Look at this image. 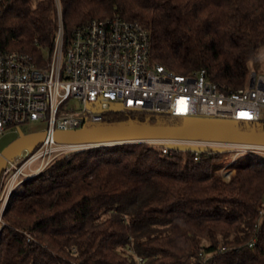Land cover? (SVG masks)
I'll return each mask as SVG.
<instances>
[{"label": "trees", "instance_id": "1", "mask_svg": "<svg viewBox=\"0 0 264 264\" xmlns=\"http://www.w3.org/2000/svg\"><path fill=\"white\" fill-rule=\"evenodd\" d=\"M60 2L65 47L77 26L120 16L149 30L155 63L204 68L222 91L244 87L251 70L264 74V0ZM57 29L55 0H0L2 49L45 65ZM258 124L264 133L263 122L238 127ZM99 125L187 127L183 116L112 108ZM229 155L227 179L217 170ZM248 155L232 161L206 147L196 160L191 148L167 155L133 142L58 157L7 205L0 264H264V155Z\"/></svg>", "mask_w": 264, "mask_h": 264}, {"label": "built area", "instance_id": "2", "mask_svg": "<svg viewBox=\"0 0 264 264\" xmlns=\"http://www.w3.org/2000/svg\"><path fill=\"white\" fill-rule=\"evenodd\" d=\"M55 2L58 29L45 65H38L25 52L0 47V136L28 122H46V129L40 132L45 136L31 154L5 160L0 177V232L7 205L15 193L23 190L24 183L58 157L79 150L148 142L167 155L191 148L196 160L206 147L232 151V161L249 152L264 154V142L240 144L199 136L59 138V133H80L83 131L78 129L86 124H99L102 112L111 108L264 122V74L251 70L244 87L222 91L209 80L204 68L178 73L155 63L149 30L120 16L97 18L77 26L70 45L65 47L62 5L60 0ZM72 99L78 101V107L69 103ZM221 170H217L220 175ZM222 176L228 179L230 173Z\"/></svg>", "mask_w": 264, "mask_h": 264}, {"label": "rangeland", "instance_id": "3", "mask_svg": "<svg viewBox=\"0 0 264 264\" xmlns=\"http://www.w3.org/2000/svg\"><path fill=\"white\" fill-rule=\"evenodd\" d=\"M264 51V49H263ZM262 58L264 59V52ZM72 106H79V103L77 100L72 99L69 102ZM118 109V108H115ZM185 120V126L187 127H195V128H206V129H216V130H224L228 132H234V133H243V134H255L259 133L262 129V124H258V126L254 127L250 131H242L238 127L237 120L230 119V118H210V117H200V116H187L184 117ZM264 123V122H263ZM46 129V122L45 121H32L25 123L23 125H20L14 130H7L0 136V152L3 153L14 141L17 139L24 137L27 134L30 133H40ZM104 128L100 127L99 124H86L81 129H78V131H98L103 130ZM155 135L150 134H136V135H129L128 137L131 138H146L151 137ZM205 139H217L210 136H200ZM114 138V137H113ZM233 143H245L243 141H232ZM256 142H264V141H256ZM40 144L39 140H32L28 142H23L15 147H13L9 153L8 158H24L27 157L29 154H31ZM233 154V152H229ZM249 153H246L244 155L238 156L239 160H245L248 158ZM260 154V153H259ZM264 155V154H261ZM231 160V156L223 157L220 159V163L222 166L220 169H222V175L226 176L227 174H231L233 171H230L228 167L226 166L229 164ZM224 168V169H223Z\"/></svg>", "mask_w": 264, "mask_h": 264}, {"label": "water", "instance_id": "4", "mask_svg": "<svg viewBox=\"0 0 264 264\" xmlns=\"http://www.w3.org/2000/svg\"><path fill=\"white\" fill-rule=\"evenodd\" d=\"M136 134H150L155 136H210L217 139L243 141V142H256L264 141V133L243 134L234 133L224 130L195 128V127H181V128H165V127H128L117 130H98L80 133H59V138L68 139H105V138H119ZM44 133H30L14 141L0 156V177L3 171L4 163L8 157L9 151L23 143L32 140H40L44 137Z\"/></svg>", "mask_w": 264, "mask_h": 264}]
</instances>
